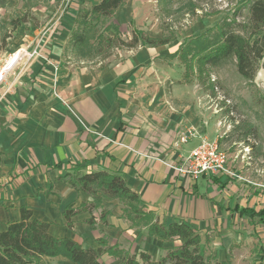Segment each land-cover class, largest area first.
<instances>
[{
	"label": "crops",
	"instance_id": "crops-1",
	"mask_svg": "<svg viewBox=\"0 0 264 264\" xmlns=\"http://www.w3.org/2000/svg\"><path fill=\"white\" fill-rule=\"evenodd\" d=\"M162 47L137 50L97 69L86 62L67 63L65 46L44 45L30 65L9 74L0 90V234L21 220L25 208L32 219L50 225V235L74 240L84 249L98 248L101 238L110 246H126L129 237L117 223L123 211L116 200L102 201L110 211L106 224L99 210L93 213L95 225L86 223L92 214L81 212L72 218V229L63 216L69 205L77 208L100 198L70 186L77 172L99 171L120 174L160 222H186L197 231L227 237L237 228L264 234V227L254 229L232 211L236 205L263 208L264 195L248 196L243 189L235 195L227 177L191 180L175 170L200 139L174 149L186 116L179 109L186 106L176 103L175 87L169 93L162 85L157 93L149 87L163 69ZM7 54L0 52V65ZM100 261L121 264L106 255ZM39 264L74 263L58 256Z\"/></svg>",
	"mask_w": 264,
	"mask_h": 264
},
{
	"label": "rangeland",
	"instance_id": "rangeland-1",
	"mask_svg": "<svg viewBox=\"0 0 264 264\" xmlns=\"http://www.w3.org/2000/svg\"><path fill=\"white\" fill-rule=\"evenodd\" d=\"M100 1L6 0L5 4L0 5V52L7 54L17 46L21 47L17 50L25 48L30 52V46L36 50L44 45L57 49L61 45L65 46V61L77 64L80 61L74 58L70 49L71 36L80 15ZM245 2L128 0L124 7L118 9L115 17L101 28L106 37L116 39L115 45L95 60L86 61V64L97 69L107 68L108 64L124 59L129 53L156 48L141 42L134 48L130 47L135 33L152 40H168L169 44L162 47L163 69L154 76L156 82L149 87L155 93L159 92L160 85L168 93L175 87L179 101L176 103L186 106L179 109L180 114L186 115L179 131H192L217 139L221 150L232 159L239 156V161H229V167L242 180L228 177L227 183L232 185L235 195L243 189L244 194L260 198V195H264V70L261 69L255 80L250 82L239 75L234 60L224 61L217 67L207 66L201 72L194 62L192 67H188L181 64L178 58H171L182 46L192 49L194 38L218 21L233 17L241 9L243 16L247 17ZM108 26V30L104 31ZM29 35L34 39L28 42L26 37ZM11 54L8 53L7 57ZM168 108L175 111L170 106ZM239 183L242 186L236 185ZM116 201L123 211L121 221L117 223L129 238L126 246L118 243L114 246L131 254L146 252L154 260H159L169 249L181 245L177 240L162 241L150 237L147 228L138 224V219L127 216L124 211L127 205ZM197 232L202 238L201 253L204 256L212 255L219 262L232 264H264V234L241 228L232 232L231 237L219 231ZM104 240L109 245L108 240Z\"/></svg>",
	"mask_w": 264,
	"mask_h": 264
},
{
	"label": "trees",
	"instance_id": "trees-1",
	"mask_svg": "<svg viewBox=\"0 0 264 264\" xmlns=\"http://www.w3.org/2000/svg\"><path fill=\"white\" fill-rule=\"evenodd\" d=\"M5 1L0 0V5ZM127 1L101 0L80 15L70 39V49L75 59L80 62L93 61L115 45L116 39L106 37L101 28L115 17L118 9L124 7ZM245 5L247 17L243 16L241 9L233 17L218 21L194 38L192 49L182 46L171 58H178L181 64L188 67H192L194 62L201 72L207 66L217 67L224 61L234 60L239 75L246 81H254L260 70H264V0H246ZM134 35L129 45L132 48L139 42L152 47L169 44L168 40H152L143 35L139 37L138 33ZM210 35L212 37L209 39ZM1 156L0 152V162ZM70 186L78 192L100 198L77 208L69 205L63 213L69 229L74 226L72 218L81 212L92 214L86 223L95 225L93 213L100 209V222L106 224L109 212L103 208L102 201L118 200L127 205L124 209L127 216L138 219V224L147 228L150 237L162 241L177 240L181 245L169 249L159 260H154L146 252L131 254L118 246H109L104 239L97 240L98 248L84 249L74 240L53 237L49 233V224L32 219V212L22 208L21 220L10 223L7 230L0 234V264H39L44 257L58 256H64L74 264H103L100 260L104 255L119 259L121 264H232L219 262L212 255L204 256L201 253L202 238L192 225L186 222L166 224L156 220L155 213L145 211L146 207L138 194L126 186L124 178L118 173L99 171L80 175L77 172L71 178ZM232 211L254 229L264 227V207L256 209L236 205Z\"/></svg>",
	"mask_w": 264,
	"mask_h": 264
},
{
	"label": "built area",
	"instance_id": "built-area-1",
	"mask_svg": "<svg viewBox=\"0 0 264 264\" xmlns=\"http://www.w3.org/2000/svg\"><path fill=\"white\" fill-rule=\"evenodd\" d=\"M41 50L36 48L33 52L27 49H20L8 55L4 63L0 65V90L9 74L20 65H30L31 61L40 56ZM4 95H0V104ZM200 139V143L193 148L181 160V164L175 167V170L182 177L198 180L202 176L209 177H229L242 178L233 172L229 167V161H239V156L234 159L226 152L222 151L218 140H211L192 131L181 132L177 141L173 144L174 149L179 151L182 145H187L193 139Z\"/></svg>",
	"mask_w": 264,
	"mask_h": 264
}]
</instances>
